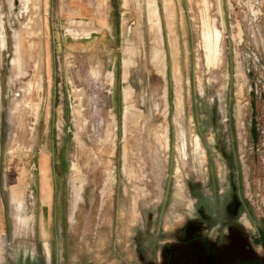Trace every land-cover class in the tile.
<instances>
[{
  "label": "rangeland",
  "instance_id": "rangeland-1",
  "mask_svg": "<svg viewBox=\"0 0 264 264\" xmlns=\"http://www.w3.org/2000/svg\"><path fill=\"white\" fill-rule=\"evenodd\" d=\"M207 1L212 70L201 0H0V264L264 257V0Z\"/></svg>",
  "mask_w": 264,
  "mask_h": 264
},
{
  "label": "bare ground",
  "instance_id": "bare-ground-1",
  "mask_svg": "<svg viewBox=\"0 0 264 264\" xmlns=\"http://www.w3.org/2000/svg\"><path fill=\"white\" fill-rule=\"evenodd\" d=\"M254 2H256L257 3V0H253ZM208 1L207 0H201V5H202V8H203V15H201V17H200V24H201V26H200V28H201V32L199 33L200 34V47H201V49H202V51H203V59H204V61H205V65L210 69V67H215V66H217L216 64H215V61L217 60V57H219V60H220V53H222V52H220L221 50H220V44H221V37H220V34H219V32H218V30L216 29V28H213V27H211L210 25H208V19H207V15L205 14V12H206V10H207V8H208ZM156 9H155V6L152 4L151 5V10H150V19H151V22H150V27H151V29L153 28V29H156V31H154L155 32V37H156V40L158 41V43H159V45H160V43H161V35H160V32H159V24H158V17H157V15H156V11H155ZM249 10H250V12L254 15V16H256V15H258V10H256V9H254V6L252 5V4H250L249 5ZM149 12V11H148ZM166 18H167V23H168V26L169 27H171L172 26V16H171V14H170V11L169 10H167L166 11ZM148 19H149V17H148ZM150 21V20H149ZM204 24V25H203ZM77 25V24H76ZM90 26V25H89ZM85 29L83 26L82 27H80V30L82 31V29ZM90 28V27H89ZM74 29H76V28H74ZM87 29V28H86ZM79 30V31H80ZM91 30V29H90ZM84 31V30H83ZM99 31V30H98ZM89 32V31H88ZM91 32V31H90ZM81 33V32H80ZM87 34V33H86ZM175 35V34H174ZM238 35H239V33H238ZM154 37V38H155ZM174 38H173V36H171L170 38H169V42H170V45H172V47H174V44L176 43V40H175V42H174ZM152 43V42H151ZM174 52V51H173ZM129 60V59H128ZM132 61V60H131ZM128 62V61H127ZM127 62H125V63H127ZM161 62V61H160ZM165 64V63H164ZM164 64H162L161 65V67L164 65ZM177 64V63H176ZM176 64H174V65H176ZM127 68H128V65H127ZM163 68V67H162ZM162 68H160V69H162ZM124 70H126V68L124 69ZM164 70V69H163ZM210 70H212V69H210ZM179 71V70H178ZM127 72V71H126ZM209 72V71H208ZM126 76V75H125ZM125 78V77H124ZM123 78V79H124ZM177 78V77H176ZM126 91V90H125ZM124 91V92H125ZM129 91V90H128ZM127 91V92H128ZM124 92H123V95H124ZM82 93V92H81ZM128 93H131V91L130 92H128ZM125 95H126V92H125ZM130 96V95H129ZM127 97V96H126ZM132 98V97H131ZM130 98V99H131ZM125 99V98H124ZM80 100V99H79ZM127 99H125V101H126ZM129 100V99H128ZM178 100V99H177ZM124 101V100H123ZM130 101V100H129ZM132 101V100H131ZM128 103V102H127ZM78 105V104H77ZM132 105V104H131ZM126 106V105H125ZM134 106V105H133ZM133 106H129V107H133ZM75 107V106H74ZM77 107H80L79 105L77 106ZM77 107H76V110H78V109H80V108H78L77 109ZM124 108H126V107H124ZM131 108L130 109H128V107L126 108V109H128V110H131ZM125 109V110H126ZM133 109H135L134 107H133ZM73 110V109H72ZM75 110V109H74ZM81 110V109H80ZM127 111V110H126ZM125 111V112H126ZM131 111H133V112H137V110L135 109V110H131ZM131 111H128V112H130L131 113V115H127V117L130 119V116H132V118L133 119H131V120H128V121H132L134 124L136 123V122H134L133 120H134V117L133 116H135V115H132L133 114V112H131ZM72 112H74V114H73V116H74V118H76L75 116H77V115H75L76 113H78V111H72ZM135 112V113H136ZM166 112V111H165ZM125 114H127V112L125 113ZM123 115H124V112H123ZM136 115H137V113H136ZM78 116L80 117V119H78V118H76L78 121H82L81 120V116L78 114ZM162 116V115H161ZM123 117H126V115L125 116H123ZM76 119H74L75 120V122L77 123V121H76ZM123 120L125 119V118H122ZM126 120L127 119H125V122H126ZM127 121V122H128ZM74 122V123H75ZM85 125V124H84ZM165 126V125H164ZM76 137V136H75ZM195 145L197 146L198 144H199V146H200V143H199V139H198V137L196 136L195 137ZM183 146V145H182ZM201 149V148H200ZM113 177H111L110 179H111V181H113V179H112ZM109 181V180H108ZM110 181V182H111ZM106 182V181H105ZM108 183H106V185H107ZM104 185H105V183H104ZM109 185V184H108ZM107 185V186H108ZM178 185V184H177ZM80 192V191H79ZM82 192V191H81ZM78 194V193H77ZM77 194H76V196H77ZM101 194V193H100ZM178 194V193H177ZM180 194V193H179ZM81 195V194H80ZM80 195H78V196H80ZM75 196V199L78 197H76ZM80 197H82V196H80ZM74 199V198H73ZM75 199H74V201H75ZM79 199L77 198V200L76 201H78ZM81 200V199H80ZM73 202V201H72ZM79 202V201H78ZM74 203V202H73ZM72 203V204H73ZM80 203V202H79ZM71 204V205H72ZM133 205H134V203H133ZM71 207V206H70ZM76 207V206H75ZM73 209V208H72ZM71 219H72V217H71ZM45 250H46V253H47V255H48V248H47V245H46V248H45Z\"/></svg>",
  "mask_w": 264,
  "mask_h": 264
},
{
  "label": "flooded vegetation",
  "instance_id": "flooded-vegetation-1",
  "mask_svg": "<svg viewBox=\"0 0 264 264\" xmlns=\"http://www.w3.org/2000/svg\"><path fill=\"white\" fill-rule=\"evenodd\" d=\"M83 200V198H82ZM81 200V202H82ZM233 197H232V202L231 205H229L227 211H224V216L221 218L223 220V222L225 224H231L234 220V217L238 211V207L240 206V203H235L233 201ZM80 202V203H81ZM78 206V205H77ZM136 206V204H135ZM77 209V207H76ZM74 214V212H73ZM73 214H72V219L73 218ZM71 219L70 214H69V220ZM185 235H188V233H185ZM195 237H198L197 234H195ZM198 240V238H197ZM169 250V249H168ZM196 251V252H195ZM193 253L194 257H192L191 259V255H189L190 249L185 248V247H177V249L175 250H169V256L167 258V263L166 264H199L200 261L203 262V264H218L217 262L215 263V258L212 256V253H210L209 249H196ZM208 251V253H207ZM241 254L243 252H247V246L244 245L243 248L239 251ZM256 256V255H255ZM256 260L254 261V263L252 264H264L263 259L264 257H258L256 256ZM220 262V261H219ZM238 264H247V260L246 259H239ZM233 263V264H236Z\"/></svg>",
  "mask_w": 264,
  "mask_h": 264
},
{
  "label": "crops",
  "instance_id": "crops-1",
  "mask_svg": "<svg viewBox=\"0 0 264 264\" xmlns=\"http://www.w3.org/2000/svg\"><path fill=\"white\" fill-rule=\"evenodd\" d=\"M86 5V4H85ZM154 6H155V11H156V15H157V17H158V24H159V32H160V35H161V26H160V17H159V10H158V6H157V3H156V0H154ZM91 7V6H90ZM90 7H89V9H86L87 7L86 6H83V7H81L80 8V12L78 13V15H88V13H90V15H92V16H97L98 14H96V12H95V10L94 9H90ZM163 8H164V11H165V6H164V0H163ZM165 16H166V11H165ZM147 18H148V15H147ZM166 20H167V18H166ZM167 27H168V29H169V32L171 31V29H172V31H173V23H172V28H169V26H168V23H167ZM152 31H153V33H154V31H156V29H151ZM161 38H162V36H161ZM168 38H169V36H168ZM168 42H169V39H168ZM169 44V43H168ZM169 47H170V45H169ZM170 49H171V47H170ZM127 77V76H126ZM72 116H73V113H72ZM254 251H252L256 256H258V257H261V256H263L262 254V252H261V250L260 249H253ZM161 256H163V254L161 253ZM164 256L166 257L165 258V260H164V262L165 263H167L166 261H167V258H168V256H169V250L168 249H166V251H165V253H164Z\"/></svg>",
  "mask_w": 264,
  "mask_h": 264
}]
</instances>
